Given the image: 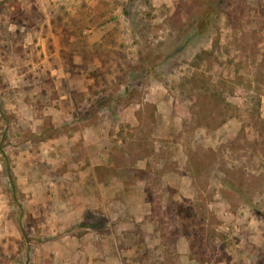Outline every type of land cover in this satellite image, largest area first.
<instances>
[{
    "label": "rangeland",
    "instance_id": "1",
    "mask_svg": "<svg viewBox=\"0 0 264 264\" xmlns=\"http://www.w3.org/2000/svg\"><path fill=\"white\" fill-rule=\"evenodd\" d=\"M177 1L0 0V264H264V0Z\"/></svg>",
    "mask_w": 264,
    "mask_h": 264
},
{
    "label": "trees",
    "instance_id": "2",
    "mask_svg": "<svg viewBox=\"0 0 264 264\" xmlns=\"http://www.w3.org/2000/svg\"><path fill=\"white\" fill-rule=\"evenodd\" d=\"M12 3H17V0H10ZM184 0H178L175 9L171 15V24L178 30L184 31L194 22H197L201 18L200 12L203 11V6H205V1L197 2L196 7L187 6ZM186 7V8H185ZM156 110L154 104L151 105V117Z\"/></svg>",
    "mask_w": 264,
    "mask_h": 264
}]
</instances>
